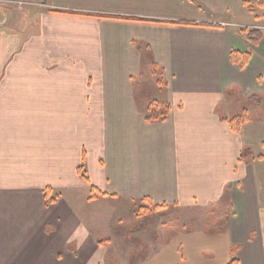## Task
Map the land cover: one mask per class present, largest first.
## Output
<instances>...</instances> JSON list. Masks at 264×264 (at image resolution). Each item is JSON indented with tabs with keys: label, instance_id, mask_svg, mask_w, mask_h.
I'll return each mask as SVG.
<instances>
[{
	"label": "crops",
	"instance_id": "0c3cea01",
	"mask_svg": "<svg viewBox=\"0 0 264 264\" xmlns=\"http://www.w3.org/2000/svg\"><path fill=\"white\" fill-rule=\"evenodd\" d=\"M26 1L0 2V264H106L73 200L91 186L95 201L223 204L220 260L134 264H264V115L235 132L221 109L230 90L264 96V37L242 31L258 0ZM152 98L167 120H146Z\"/></svg>",
	"mask_w": 264,
	"mask_h": 264
},
{
	"label": "rangeland",
	"instance_id": "374dc122",
	"mask_svg": "<svg viewBox=\"0 0 264 264\" xmlns=\"http://www.w3.org/2000/svg\"><path fill=\"white\" fill-rule=\"evenodd\" d=\"M255 15L257 22L253 26H245L242 31L256 29L264 35V9L257 8ZM155 70L160 73L158 67ZM154 74H146L141 78L143 99L156 94L153 86L158 83L159 76ZM236 97L239 100L235 101ZM226 98L227 101L231 98L233 102H226L221 107L223 115L228 114L231 118L244 109L249 112L250 119L264 115V105H248L245 96L240 93L230 97L227 95ZM151 100L153 98L149 103ZM256 107L257 110L253 109ZM89 194V189H78L73 200L77 201L78 209L83 214L80 218L97 244L88 253L96 257L99 254L100 260H106V264L163 260L165 255L171 260H220L222 257V246L216 233L222 230L226 221L221 203L203 208H183L178 205L157 208L147 200L116 202L105 198L95 201L100 194H95L94 200L89 199ZM204 240L208 243H204ZM161 244L162 248L156 251ZM91 260H95V257H91Z\"/></svg>",
	"mask_w": 264,
	"mask_h": 264
},
{
	"label": "trees",
	"instance_id": "16d2710c",
	"mask_svg": "<svg viewBox=\"0 0 264 264\" xmlns=\"http://www.w3.org/2000/svg\"><path fill=\"white\" fill-rule=\"evenodd\" d=\"M256 5L259 8H264V0H258ZM248 10L253 14L256 13V8L252 6H249ZM243 33L247 38H249L254 43V45L258 44L261 38L264 37L263 33L256 29H250V30L244 29ZM251 57L252 54L250 52L242 53L240 51H233L231 54L232 62L238 64L241 67H245L249 63ZM238 93H240L243 96L242 92L240 91L231 92V90L228 92L227 95L230 97ZM237 100L239 99L236 97L235 101ZM245 100H246V104L251 106L264 105V98L259 94H252L249 96H245ZM171 110H172V106L169 103L157 99H153L150 101L147 108L145 109L146 120L152 122L165 121L168 119ZM225 120L229 122L230 127L233 131L240 132L242 130L243 125L246 124L248 121H250L249 112L246 109H244L239 114H236L234 117ZM78 172L88 183H90V179L87 175L84 164H82L78 168ZM90 192H91V195L89 196L90 200H94L96 198L95 194L100 193L101 195H105L102 194L95 186H91ZM58 197L59 194H54V190L52 188L49 187L46 188L45 199L47 205L54 203ZM155 206L159 208V207H166L167 205L164 204V205H155ZM238 263H239L238 258L234 256L229 264H238Z\"/></svg>",
	"mask_w": 264,
	"mask_h": 264
},
{
	"label": "built area",
	"instance_id": "2783aa9c",
	"mask_svg": "<svg viewBox=\"0 0 264 264\" xmlns=\"http://www.w3.org/2000/svg\"><path fill=\"white\" fill-rule=\"evenodd\" d=\"M0 2L8 6H26L34 4L33 2L26 0H0Z\"/></svg>",
	"mask_w": 264,
	"mask_h": 264
}]
</instances>
